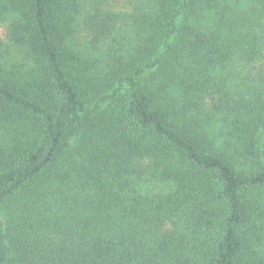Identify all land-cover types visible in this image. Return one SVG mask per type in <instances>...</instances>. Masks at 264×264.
I'll return each instance as SVG.
<instances>
[{
  "label": "trees",
  "instance_id": "obj_1",
  "mask_svg": "<svg viewBox=\"0 0 264 264\" xmlns=\"http://www.w3.org/2000/svg\"><path fill=\"white\" fill-rule=\"evenodd\" d=\"M1 23L38 68L0 66V264H264V0Z\"/></svg>",
  "mask_w": 264,
  "mask_h": 264
},
{
  "label": "rangeland",
  "instance_id": "obj_2",
  "mask_svg": "<svg viewBox=\"0 0 264 264\" xmlns=\"http://www.w3.org/2000/svg\"><path fill=\"white\" fill-rule=\"evenodd\" d=\"M122 3L123 2L120 1V5ZM6 29H7V23H1L0 24V66L5 67L10 62L16 63L18 70L17 76H22L20 79L17 80L19 82L27 81L30 77V74L32 73L30 72V70H32V66L33 68H38L37 62L35 59L27 55L24 48L14 45L9 40ZM75 141L76 138L72 140V144H74ZM261 252L264 255V241L261 247Z\"/></svg>",
  "mask_w": 264,
  "mask_h": 264
}]
</instances>
